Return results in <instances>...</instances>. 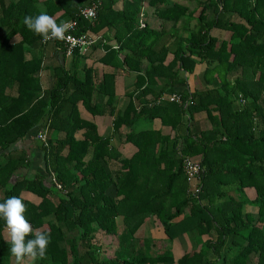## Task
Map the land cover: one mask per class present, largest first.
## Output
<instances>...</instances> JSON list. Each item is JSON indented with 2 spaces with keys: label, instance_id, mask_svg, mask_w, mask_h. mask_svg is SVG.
Here are the masks:
<instances>
[{
  "label": "trees",
  "instance_id": "obj_1",
  "mask_svg": "<svg viewBox=\"0 0 264 264\" xmlns=\"http://www.w3.org/2000/svg\"><path fill=\"white\" fill-rule=\"evenodd\" d=\"M194 1L203 4L198 16L201 26L212 0ZM216 1L213 20L194 30L183 24L188 8L168 0H43L45 12L58 24L76 19L78 33L96 35L102 29H114V47L101 40L92 46L105 45V54L97 62L121 61L130 73L140 72L143 58L153 63L141 41L142 32L148 30L134 21L143 2L155 9L158 18L182 22L187 37L179 40L182 51L174 53V62L194 64L183 55V45L191 46L192 55L206 64L202 77L210 88L179 93L182 100L194 102L187 108L174 103L148 106L152 100L143 99L147 88L138 95L135 91L127 94L118 108L114 99L117 74L105 72L99 79L95 67L85 63L89 54L74 55L72 68L67 69L64 50L56 41L52 43L63 53V62L50 69L53 85L43 91L34 76L42 59L26 60L21 55L28 46L33 50L45 46L42 37L23 23L26 16L40 14L36 0L7 4L0 0V26L22 37L15 45L9 44V34L0 39V203L20 196L34 229L50 234L46 258H37L34 264H264V0ZM118 2L119 10L114 8ZM91 3H100L95 19L77 18L79 9ZM238 4L244 22L230 17L237 14L233 9ZM211 29L230 31L229 42L220 41L216 47ZM150 70L155 73L159 66ZM150 70L143 76L137 74L136 88L148 81ZM3 71L10 72L5 78L18 83L14 96L5 93L11 84L1 80ZM170 75L177 77L175 71ZM162 112L175 114L174 128L186 117L182 135L170 139L152 127L136 128L137 123L153 120ZM201 112L211 130L193 132L189 122L194 113ZM97 116L111 118L112 135L98 133L93 121ZM36 126L46 137L40 147L43 169L27 177L20 174L27 165L26 153L11 148ZM113 139L133 146H114ZM121 147L133 151L126 154ZM186 156L199 159L203 168L197 196L187 192ZM120 217L130 244L104 258L101 238L108 236L109 243L118 238L115 220ZM152 218L168 241L186 235L191 252L174 261L167 251L161 254L165 245L159 240L134 237L143 222ZM204 236L207 239L202 241ZM10 247L6 222L0 218V264H16Z\"/></svg>",
  "mask_w": 264,
  "mask_h": 264
},
{
  "label": "crops",
  "instance_id": "obj_2",
  "mask_svg": "<svg viewBox=\"0 0 264 264\" xmlns=\"http://www.w3.org/2000/svg\"><path fill=\"white\" fill-rule=\"evenodd\" d=\"M4 4L9 3L11 0H3ZM205 1V0H204ZM203 1V2H204ZM169 3H175L180 6H186L188 8L189 14L186 15V19L183 22L185 24L187 22L189 28L199 29L202 27L204 23H209V21H212L213 18L216 16L215 12L217 10V1L212 0V4L208 6V9L204 11V21L201 23L198 21V16L202 10V5L194 1V0H168ZM209 1L205 2L204 5H208ZM240 4L237 5V9H233L237 14L230 16L232 19H237V21L244 22V17L242 18V21L240 20ZM34 6L38 9V11L45 12V7L43 5V0H36L34 3ZM264 8V6H262ZM261 7V8H262ZM115 9L121 8V3L118 2L115 7ZM232 11V13H234ZM55 18V17H54ZM135 23L139 24L141 27L148 30L147 32H142L143 38L142 44L144 45V52H146V55L148 59L152 60L153 63H149L146 58H143L139 64V73L132 72L130 73L126 67H122L121 61L114 62V64L109 65L98 63L97 61L102 58L105 54V45L106 46H115V43L117 42L115 38V30L111 29L108 30L107 28L102 29L99 33V36L101 37V41L105 42V45H100L96 49L92 48L91 52L88 55V58L85 60V63L87 65H93L95 69L97 70L98 78L100 79V76L105 73H116L114 79V89H115V101L118 108H121L123 103L125 102V96L129 93H132L135 91L137 95L142 91V89L147 88L149 89L148 94L145 95L143 98L144 100H153L154 96H161V95H171V94H179L182 92H186L188 94H191L193 92H197L200 90H203L205 88H210V85H207L205 80L202 77V74L205 71L206 64L204 61H201L198 57L195 55H192L191 52H194V49L191 48V46H186V44L183 45L185 48L184 50V57H190L191 60H194V64H191L190 61L186 60L185 64L182 66V62L175 61L174 62V53L177 51H182V43L179 42L182 37L184 39L187 37L186 33H183L182 30V22L174 23L173 21L164 20L161 18H158L156 15L155 9L150 7L147 2H143L140 5L138 15L135 17ZM185 26V27H186ZM184 27V29H185ZM156 32L158 34L151 36L149 33ZM9 34V30L5 27L0 26V39L3 37H6V35ZM231 32H225L224 30L219 29H211L209 35H211L213 38H215L217 44L216 47L220 45V41L229 42L231 38ZM137 37L136 40L141 36V32L135 34ZM22 37L19 34V32H16L14 34H9L8 42L10 45L18 44L21 41ZM35 45V44H34ZM147 46V47H146ZM229 47V43L227 45ZM37 48V47H36ZM166 51L163 56L162 64H160L159 60L162 59L163 51ZM126 49L121 51L119 53V59H121V56L125 54ZM182 53V52H181ZM21 55L24 59H30L32 57H40L42 59L41 63V69L34 75L35 77L39 78V81L41 83L42 90L50 89L53 85V79L50 74V69L58 67L63 62V53L61 52L60 48L56 46L53 43H47L43 47V49L39 48V50H33L32 45L28 46V48L24 49V52H21ZM17 56H20V53L17 52ZM65 57V56H64ZM252 59L250 58L249 62H251ZM72 61L70 59H64L63 65L70 69ZM172 66L170 70L171 64ZM80 64V63H79ZM78 70H80V65H78ZM157 67L159 66V70L155 73L152 72L150 69L151 67ZM125 68V69H124ZM146 70H150V74L148 76V81L145 82L141 86V88H136V77L140 75H144ZM188 70H192L191 72H188ZM173 71L177 73L176 76H169ZM140 74V75H137ZM2 78L1 80H8V84L11 86L7 88L5 93L9 96H14L16 94V89L18 86L17 82L10 81V77L6 75H10V72H5L1 74ZM7 84V85H8ZM219 82H215V85L218 86ZM169 90H172L170 93ZM136 95V96H137ZM100 102V100H99ZM108 112V109L107 111ZM216 114V113H213ZM185 118H180V124L178 127L176 126V117L175 114L162 112L159 117H155L153 120H144L140 123H137L136 128H147L152 127V130L156 133H161L163 135L169 136L170 139L174 137H178L182 135V121L185 122ZM93 121L97 125L98 133L99 134H110L112 135L113 129L111 127V118L109 117H102L97 116L93 118ZM150 123V124H149ZM190 130L193 132H199V131H209L211 130V123L206 117V114L201 113H194L192 120L189 122ZM144 125V126H143ZM147 125V126H145ZM42 132V128L40 126H36L33 128L28 135L23 139L19 140L11 149L13 150H22L26 153V160L24 163H26V168H23V170H20V174L25 175L27 177H33L36 174H41L43 169V159L41 154V142L36 139V135L38 133ZM162 135V136H163ZM180 141V138L178 139ZM112 144L114 146H133V145H123L118 142L117 139L112 140ZM156 146H160L159 144H156ZM123 147L120 148V151H122ZM133 151V148H128L126 150H123L124 153L130 154ZM161 165V164H160ZM162 166V165H161ZM248 197L251 198L253 196L252 192H248ZM30 200H36L35 197H32L30 195L27 196ZM115 224L117 226V234L119 237H114L115 240H111L109 243L108 238H101L102 244L105 246L104 252L107 256H110V254L117 253L118 249L121 246H126L130 244V241L128 239L126 240V237L123 234V225H122V218H116ZM134 237L140 238V239H147V238H153L156 240H159L160 242L165 245V249L162 250L161 254L164 255V252L167 251V255L170 254L174 261L181 258L185 253L191 252L192 245L189 241V238L184 235L180 236L179 238L168 241L163 232L161 231L159 222L152 218V219H146L143 224L138 228L136 231ZM207 239L206 236L202 237V241H205ZM114 249L116 252H114ZM200 249V246L197 245L196 251ZM15 262V259H14ZM26 264H34V260H28L26 261Z\"/></svg>",
  "mask_w": 264,
  "mask_h": 264
},
{
  "label": "clouds",
  "instance_id": "obj_3",
  "mask_svg": "<svg viewBox=\"0 0 264 264\" xmlns=\"http://www.w3.org/2000/svg\"><path fill=\"white\" fill-rule=\"evenodd\" d=\"M24 25L30 31L42 37L44 42L50 40H66V33L70 30V22L58 24L53 16L41 12L33 17L26 16ZM26 204L20 196H11L0 203V218L6 222L10 235V253L15 257L16 264H26L28 260L44 259L50 243V234L34 229L25 216ZM33 238H28V237Z\"/></svg>",
  "mask_w": 264,
  "mask_h": 264
},
{
  "label": "built area",
  "instance_id": "obj_4",
  "mask_svg": "<svg viewBox=\"0 0 264 264\" xmlns=\"http://www.w3.org/2000/svg\"><path fill=\"white\" fill-rule=\"evenodd\" d=\"M100 6V3H91L81 9H79V13L77 18L84 19L86 21H92L95 19L97 10ZM64 22H70L71 28L66 33V40H50L44 42L43 44L52 43V41H56L64 50V56L66 59H72L74 55L78 56H86L91 52L92 46L95 45L98 41L101 40L99 34L93 35L90 32H80L78 33V21L76 19L67 20ZM174 103L184 108L189 106H194V102L191 99L182 100L181 96L178 94L171 95H161L157 98L153 99L152 102L148 105H160V104H168ZM36 139L39 140L42 144H45V134L40 132L36 135ZM183 173L188 182V194L193 196H197L200 191V186L198 185L200 177L203 173V168L200 164L199 159H193L189 156L183 158ZM53 183L56 184V188L60 189V185L53 180Z\"/></svg>",
  "mask_w": 264,
  "mask_h": 264
},
{
  "label": "rangeland",
  "instance_id": "obj_5",
  "mask_svg": "<svg viewBox=\"0 0 264 264\" xmlns=\"http://www.w3.org/2000/svg\"><path fill=\"white\" fill-rule=\"evenodd\" d=\"M150 124V123H149ZM144 126V125H143ZM145 126H147V125H145ZM124 153V152H123ZM119 237V236H118ZM107 238H108V236H107ZM106 240H108V239H106ZM191 243V242H190ZM191 245H192V243H191ZM116 249H118V248H116ZM110 256H112V254H110ZM110 256H107L106 255V253L105 252H103L102 253V257H104V258H109ZM13 261V263H14V260H12Z\"/></svg>",
  "mask_w": 264,
  "mask_h": 264
}]
</instances>
